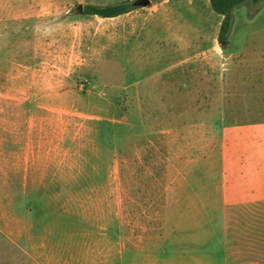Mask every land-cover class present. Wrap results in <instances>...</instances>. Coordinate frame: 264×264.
<instances>
[{
    "label": "rangeland",
    "instance_id": "374dc122",
    "mask_svg": "<svg viewBox=\"0 0 264 264\" xmlns=\"http://www.w3.org/2000/svg\"><path fill=\"white\" fill-rule=\"evenodd\" d=\"M134 1L0 0V264H264V1Z\"/></svg>",
    "mask_w": 264,
    "mask_h": 264
},
{
    "label": "trees",
    "instance_id": "16d2710c",
    "mask_svg": "<svg viewBox=\"0 0 264 264\" xmlns=\"http://www.w3.org/2000/svg\"><path fill=\"white\" fill-rule=\"evenodd\" d=\"M247 0H209L212 10L222 17L218 40L224 43L228 39L232 27L233 11L235 8L243 4ZM253 3L262 2L264 0H249ZM137 8L130 2H121L115 5L99 6V5H86L83 8L85 14L96 15L102 18H112L123 13Z\"/></svg>",
    "mask_w": 264,
    "mask_h": 264
},
{
    "label": "crops",
    "instance_id": "0c3cea01",
    "mask_svg": "<svg viewBox=\"0 0 264 264\" xmlns=\"http://www.w3.org/2000/svg\"><path fill=\"white\" fill-rule=\"evenodd\" d=\"M165 0H162L163 3ZM138 11L137 9L133 8L130 11L126 12V13H132V12H136ZM123 13V14H126ZM122 15V14H121ZM161 13H152V12H145L143 18H139V17H135L133 19V22L135 24L136 27V31L138 29H149L152 30V28L154 27V25L156 23L161 22ZM120 16V15H118ZM116 16V17H118ZM114 18V17H112ZM148 32V31H145ZM263 147H264V143H263ZM256 171H257V175H256V182H257V193L259 195V199L258 200H264V156L263 158L260 160V162L256 165ZM247 189V188H246ZM251 189V188H249ZM250 191V190H249Z\"/></svg>",
    "mask_w": 264,
    "mask_h": 264
},
{
    "label": "water",
    "instance_id": "95a60500",
    "mask_svg": "<svg viewBox=\"0 0 264 264\" xmlns=\"http://www.w3.org/2000/svg\"><path fill=\"white\" fill-rule=\"evenodd\" d=\"M150 4V0H136L133 2V5L136 7H145ZM78 9H81V6H78Z\"/></svg>",
    "mask_w": 264,
    "mask_h": 264
}]
</instances>
